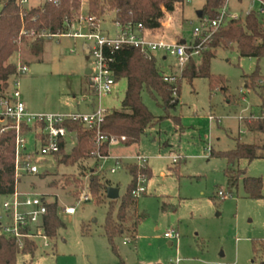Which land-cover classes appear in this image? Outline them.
Listing matches in <instances>:
<instances>
[{"label": "rangeland", "instance_id": "1", "mask_svg": "<svg viewBox=\"0 0 264 264\" xmlns=\"http://www.w3.org/2000/svg\"><path fill=\"white\" fill-rule=\"evenodd\" d=\"M6 1L0 0V12ZM46 1L28 0L22 6L29 9ZM204 2L194 0L175 10L170 40H191L192 25L197 24ZM250 5L247 0H231L229 4L242 17ZM108 14L103 17L110 24ZM260 19L264 20V15ZM34 40L30 35L19 38L17 52L10 61L28 63L29 70L11 78L8 88H19L32 113L66 115L94 110L98 102L86 71L95 70L96 63L95 57L85 50L86 44L91 47L92 43L82 38H43L40 51L35 53ZM206 49L213 50L209 46ZM193 59L197 65L200 63V56ZM155 61L161 74L177 72L176 59H163L157 53ZM256 68L264 76V58L241 56L236 45L219 47L211 60L210 74L225 78L223 85L213 87L211 77H196L192 81L181 77L177 81H181L180 94L173 95L170 103L176 105L169 108L164 107L158 94L153 96L143 89L144 104L159 120L145 130L138 143L109 144L107 159L98 156L94 145L96 156L76 164L47 158L41 162L39 175L19 179L21 190L42 193L49 201H57L58 215L65 226L50 240L49 247L37 240V250L20 254L18 264L264 263V196H249L243 182L244 177L260 178L264 194V131H251L248 126L250 120L264 119L258 92L246 87V76ZM126 88L125 78L116 80L112 93L102 97V105L109 111L121 109ZM1 125L11 126L12 122L4 121ZM23 129L25 133L26 126ZM24 137L29 150L38 145L32 133ZM239 141L261 145L260 156L236 162L234 170L244 173L237 184H231L226 175L227 160L212 156L207 148L212 147L216 153L230 151ZM76 142V135L70 134L64 152L70 153ZM138 154L146 157L152 169L147 192L137 198L138 212L144 217L136 240L124 244L131 233L117 236L114 251L104 226L108 214L116 219L132 176L126 168L112 169L117 166L116 158L133 164ZM174 157L177 162L172 161ZM95 172L109 186L118 187V199L107 198L106 190L102 201L90 198L89 180ZM220 190L229 195L222 199L218 195ZM84 195L89 199L83 201ZM5 198L0 194V226L8 220L3 207ZM64 205L76 206V212L66 216L62 213ZM169 230L177 232L178 240L164 237Z\"/></svg>", "mask_w": 264, "mask_h": 264}, {"label": "trees", "instance_id": "2", "mask_svg": "<svg viewBox=\"0 0 264 264\" xmlns=\"http://www.w3.org/2000/svg\"><path fill=\"white\" fill-rule=\"evenodd\" d=\"M224 0H205L199 15L207 16L210 19L218 17V8ZM183 0H89V12L101 17L111 11L114 19L122 22H142L148 29H158L162 26L163 12L162 5L167 10L175 12L182 9ZM81 8V0H57L46 1L44 4L25 8L19 0H7L0 12V93H4L9 86L11 78L18 76L17 63L10 61L17 52V45L22 29L35 30L36 32L48 31L58 33L67 28V24L77 19ZM43 38H36L33 44V51L38 53L41 49ZM178 42L182 39L176 38ZM236 45L241 56L256 57L258 60L264 58V20L260 19L256 12L238 19H230L214 35L207 46L212 51L204 49L200 54V63L197 65L192 58L187 63L183 77L192 81L196 77H211L212 86L224 84L225 78L212 77L210 74V63L215 57L219 47L230 48ZM106 54L113 58L109 68L113 71L115 79L125 78L127 88L122 107L110 111L101 124V134L106 137H121L126 139L123 143L126 146L138 143L142 134L149 127H152L157 120L142 100L141 93L146 89L153 96L158 94L164 102V107L171 106L173 96V85L166 83L160 73L155 59L150 60L143 56L138 48L124 46ZM181 81L177 83V94H180ZM246 87L258 92L261 99V109L264 116V76L256 68L246 76ZM162 117H160L161 119ZM64 125L69 131H78L77 142L70 153L64 152V147L57 154L60 162L65 164H76L83 159L95 157L93 145L101 155H109V142L104 141L99 147L95 144L96 133L93 130L82 129L75 122L66 121ZM252 131H264V119L257 118L248 122ZM261 145L238 142L236 147L230 151L214 152L212 156L223 157L227 160L228 168L226 175L231 184H237L243 171H235L233 165L239 160L246 158L252 160L260 156ZM15 131L9 129L0 133V194L8 195L15 188ZM131 176L132 182L127 193L122 196L116 219L108 214L104 230L112 248L116 251L114 238L130 234L132 241L137 238V229L140 220L144 217L137 209V198L133 195L136 187V178L144 174L150 179L152 173L150 167H139L137 164L124 163ZM96 173V172H95ZM244 188L246 193L254 198H261L263 182L260 178L244 177ZM111 185L108 181L103 182L99 174L93 175L89 180V196L102 201L104 190ZM144 194V193H143ZM65 226L64 221L58 215L57 201H51L45 216V231L50 239H54L58 231ZM86 231V229H83ZM263 246V245H262ZM38 248L35 241H27L23 250L11 238L0 233V264H18L20 254H33ZM264 264V263H262Z\"/></svg>", "mask_w": 264, "mask_h": 264}, {"label": "built area", "instance_id": "3", "mask_svg": "<svg viewBox=\"0 0 264 264\" xmlns=\"http://www.w3.org/2000/svg\"><path fill=\"white\" fill-rule=\"evenodd\" d=\"M28 0H19L24 5ZM54 1L57 0H48ZM230 1L224 0L218 8V17L210 19L207 16H200L197 24L192 25V37L190 41L182 39V42L170 40L169 31L173 24V12L162 5L164 14L162 26L158 29H148L142 22L115 20L112 13L108 14L110 24L107 18L97 17L88 11L89 0L81 2V8L77 19L67 24V28L58 33L48 31L36 32L35 30L22 29L20 36L30 35L34 38H82L92 43V46L86 44L87 54L95 57V70H90V88L97 99L98 105L94 110L84 113H69L66 115L32 113L28 110L18 87L10 92L0 94V133L9 129L15 131L16 151H15V188L4 200V210L7 213V222L0 226V233L14 240L19 250H23L27 241L41 240L44 247L50 246V238L45 231V216L48 211V205L51 201L47 196L35 191L21 190L19 179L24 176H36L41 173V162L47 158L55 159L61 148L67 145L68 136L75 134L78 137V131H69L64 125L66 121L75 122L82 129L93 130L96 133L95 144L99 147L104 141L109 144L125 141L126 137H106L101 134V124L104 117L110 112L108 108L102 105V97L112 93L116 79L113 71L109 68L113 58L106 54L107 51L118 50L124 46L138 48L144 57L150 60H156L157 53H161L163 59L168 56L176 59L177 72L162 73V78L166 83L173 85V95L177 96V81L183 77L184 69L190 59L200 56L201 52L207 48V44L212 40L219 29L230 19H238L242 16L240 12L230 9ZM243 1V0H238ZM250 7L246 15L256 12L259 17L264 15V0H247ZM194 0H183L182 7ZM86 5V6H85ZM29 70L28 63L17 62V72L26 73ZM211 119L213 117H210ZM253 118V117H250ZM239 119H242L240 117ZM4 121H11L12 125H1ZM26 126L24 133L23 127ZM32 133L38 145L31 150L28 149L24 135ZM211 151V148H207ZM101 159H107L109 155H101ZM136 163L139 167L145 168L148 164L146 157L137 155ZM117 166L121 168L124 162L117 159ZM177 162V158H172ZM147 176L139 174L136 178V187L133 190L134 197L138 198L147 190ZM218 195L225 199L229 194L219 191ZM88 195H84L82 200H88ZM76 212V206L64 205L62 213L66 216H72ZM164 237L167 239L178 240L177 232L173 230L166 231ZM130 238L124 240V244L131 242Z\"/></svg>", "mask_w": 264, "mask_h": 264}, {"label": "water", "instance_id": "4", "mask_svg": "<svg viewBox=\"0 0 264 264\" xmlns=\"http://www.w3.org/2000/svg\"><path fill=\"white\" fill-rule=\"evenodd\" d=\"M87 74L90 73V69H88L86 71ZM106 196L107 198L111 199V200H116L119 198V189L118 187L115 186H107L106 187Z\"/></svg>", "mask_w": 264, "mask_h": 264}, {"label": "crops", "instance_id": "5", "mask_svg": "<svg viewBox=\"0 0 264 264\" xmlns=\"http://www.w3.org/2000/svg\"><path fill=\"white\" fill-rule=\"evenodd\" d=\"M7 2V1H6ZM31 7H33V6H31ZM31 7H29V8H31ZM111 16H113V14H111ZM88 70V69H87ZM11 90H10V87L7 89V92H10ZM1 94V93H0ZM95 98V97H94ZM95 101V100H94ZM92 102H93V100H92ZM92 104H94V103H92ZM94 107H95V104H94ZM250 130V129H249ZM252 131V130H251ZM211 149H212V147H210ZM110 156V155H109ZM173 161V160H172ZM150 169H151V167H150ZM151 173H152V169H151ZM221 191V190H220ZM146 192H147V190H146ZM145 192V193H146ZM144 193V194H145Z\"/></svg>", "mask_w": 264, "mask_h": 264}]
</instances>
